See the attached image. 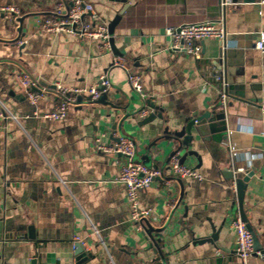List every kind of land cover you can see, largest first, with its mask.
<instances>
[{"label":"crops","instance_id":"0c3cea01","mask_svg":"<svg viewBox=\"0 0 264 264\" xmlns=\"http://www.w3.org/2000/svg\"><path fill=\"white\" fill-rule=\"evenodd\" d=\"M72 1L64 0L67 8ZM85 1L108 26L126 5ZM55 4L0 0V7L21 11L10 19L0 13V102L13 115L0 120V264H31L33 259L39 264H264V54L255 47L264 37V0H230L224 14L225 55L221 41L207 39L199 59L172 50L165 30L216 21L221 0H128L114 31L120 55L96 41L44 31L41 22L53 15ZM22 18L20 32V23L11 20ZM118 56L128 71L114 64ZM216 70L252 106L239 109L236 103L229 110L228 140H214L208 128L200 134L192 128L193 154L178 159L203 179L166 173L170 182L156 179L140 191V205L150 209L151 217L139 230L127 189L118 180L124 160L100 153L95 139L130 138L136 160L146 164L150 157L151 167L164 169L173 150L165 137L186 129L219 102ZM129 71L141 74L143 95L130 86ZM22 73L36 90L45 91L37 106L19 82ZM103 75L112 84L101 93L103 103L84 97L63 121L43 117L63 99L56 85L90 88ZM151 104L163 118L141 125L145 118L138 113L143 108L154 112ZM251 173L244 211L262 255L244 263L235 252L232 220L239 212L232 184ZM75 236L90 252L81 260L73 248Z\"/></svg>","mask_w":264,"mask_h":264},{"label":"built area","instance_id":"2783aa9c","mask_svg":"<svg viewBox=\"0 0 264 264\" xmlns=\"http://www.w3.org/2000/svg\"><path fill=\"white\" fill-rule=\"evenodd\" d=\"M230 4V0H221V16L216 20H207L196 23H186L176 27H167L165 34L171 39V49L181 52L196 59L201 58L203 51V42L207 39H218L221 41L222 55H225L228 44L226 37V19L224 18L225 10ZM0 13L6 18H11L14 15L21 14L18 7L1 6ZM9 18V19H10ZM41 27L44 31L54 35H69L82 40H92L100 44L103 49H111L109 26L102 16L94 9L93 4L85 0H73L71 7L67 8L64 0H56L53 15L46 17L41 22ZM19 44H24L20 41ZM255 47L264 54V37L255 43ZM114 64L128 71V66L123 59L115 57ZM215 79L220 82L219 102L225 106L229 99L227 92L228 84L225 76L220 70L215 71ZM21 86L26 90L27 98L33 105L37 106L39 101L45 96V91L35 89L36 83L31 77L22 73L18 76ZM128 80L132 89L140 94H144V85L141 74L137 72H128ZM111 81L105 75L99 78L98 83L90 88L75 87L66 89L60 85H56L59 96L63 99L55 109L43 115L46 119L63 121L68 117L69 110L72 106L79 102V98L90 97V100L97 101L101 97L103 91L111 88ZM9 114V115H7ZM150 114L148 108H143L139 111V118H146ZM35 115L39 116L36 111ZM6 116L13 115L0 102V120ZM116 141L104 143L102 136H97L95 141L97 149L100 153L112 157L123 158L119 181L125 185L127 189L128 205L131 209V219L137 225L139 230H143L144 224L151 217L150 209L142 208L139 202V192L150 188L156 179L165 182H170L166 173L177 179H203L202 175L191 167L182 164L177 156H173L164 169L161 167H150L144 162L136 160V144L127 137L115 135ZM237 192V185L232 184ZM175 204H171V209ZM232 227L235 231V252L239 259L247 263L251 257L258 255L261 252L255 249V240L252 232L248 228L240 216L236 215L232 220ZM81 244L85 251L88 250V245L79 236L73 239V248L77 249V245ZM80 264V263H76Z\"/></svg>","mask_w":264,"mask_h":264},{"label":"water","instance_id":"95a60500","mask_svg":"<svg viewBox=\"0 0 264 264\" xmlns=\"http://www.w3.org/2000/svg\"><path fill=\"white\" fill-rule=\"evenodd\" d=\"M126 5L124 6L123 11L119 13V15L116 17V19L111 23L109 26V32L111 35L110 39V44L112 49L117 55H120L115 49H114V31L119 23L122 14L126 11V9L129 7L128 5V0H122ZM239 0H233V3H237ZM245 3L253 4L256 0H244ZM25 18L22 19H12L11 23L15 25L17 22L20 23L19 31L22 32V27L24 24ZM227 92H229V99L226 103L225 106L221 105L220 102L216 104V106L209 111H206L203 113L200 117L192 120L188 125L186 129L182 130H176L173 131L172 134L169 136H166L165 139L168 141V143L173 147L172 152L168 156L165 165L169 162V160L173 156H177L182 162L186 160L189 156H191L193 153L189 149L192 147V140H193V134H192V128L196 127L197 132L203 133L206 128L210 131V133L214 134V137H212L216 141H221V140H228L229 139V130L227 128V117H228V112H230V109H234L236 106L235 104L237 103V107L243 108L244 106L251 105L252 103L248 100H246L245 95L241 92H232L231 88H227ZM90 100V97H87ZM82 98H79V103L81 102ZM97 103H103L104 98L100 97L97 101ZM151 109L155 110L151 114H149L145 119L141 121V125L148 124L153 122L155 119L159 118L162 119L163 115L161 113H158L159 108L156 107L154 104H151ZM237 109V108H236ZM162 150V149H161ZM160 152V151H159ZM159 155V154H158ZM146 164L148 166L151 165V159L150 157H146ZM230 178H234V174H230ZM253 176V173H251L249 176L244 177V178H238L236 180V185H237V204H238V212L240 213V216L244 222L247 223V219L245 216V211H244V198H245V193L246 189L248 187L247 182L249 181V177ZM153 231L149 226L148 229V235L151 238L152 242L156 243L158 239H155L153 236ZM216 237V236H214ZM76 254L78 255L79 260L82 258L86 257L87 255L90 254L89 251H85L84 247L81 244L77 245L76 249ZM80 263V261H79ZM31 264H39V261L37 259H33Z\"/></svg>","mask_w":264,"mask_h":264}]
</instances>
